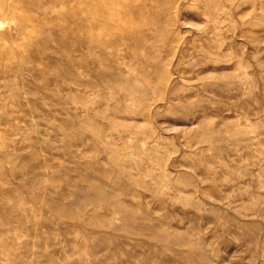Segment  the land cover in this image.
Instances as JSON below:
<instances>
[{
    "label": "rangeland",
    "instance_id": "1",
    "mask_svg": "<svg viewBox=\"0 0 264 264\" xmlns=\"http://www.w3.org/2000/svg\"><path fill=\"white\" fill-rule=\"evenodd\" d=\"M2 8L0 264H264V0Z\"/></svg>",
    "mask_w": 264,
    "mask_h": 264
},
{
    "label": "bare ground",
    "instance_id": "2",
    "mask_svg": "<svg viewBox=\"0 0 264 264\" xmlns=\"http://www.w3.org/2000/svg\"><path fill=\"white\" fill-rule=\"evenodd\" d=\"M64 1H65V0H64ZM61 8H63V7H61ZM0 11L4 13V9H3V8L0 9ZM7 15H8V12H7ZM2 24H3V23L0 22V28L2 27ZM75 24H77V23H75ZM16 28H17V27H16ZM77 31H78V30H77ZM77 39H78V38H77ZM78 41H79V40H78ZM78 51H79V50H77V53H78ZM67 55H68V54H67ZM78 55H79V53H78ZM68 58H69V57H68ZM223 124H224V121H223Z\"/></svg>",
    "mask_w": 264,
    "mask_h": 264
}]
</instances>
